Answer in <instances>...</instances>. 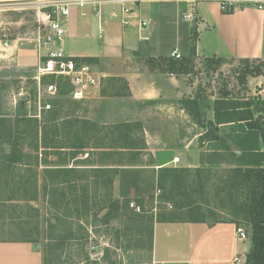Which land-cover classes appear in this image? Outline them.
<instances>
[{"label":"rangeland","instance_id":"rangeland-1","mask_svg":"<svg viewBox=\"0 0 264 264\" xmlns=\"http://www.w3.org/2000/svg\"><path fill=\"white\" fill-rule=\"evenodd\" d=\"M37 30V8L31 0L0 1L2 41L24 42L35 37ZM254 62L227 59L217 65L205 57L195 58L191 65L193 72L188 76L191 86L188 92L189 97H194L197 92L203 96L199 107L204 124H197L195 120L198 136L191 154L182 156L179 162L168 167L169 171L161 170L158 180L156 172L150 169L144 174L128 175L121 214L107 223L102 220L105 210L100 207L101 202L108 201L109 195L114 198L113 187L109 190L104 179L97 184V172L79 168L78 173H65L66 180L56 185L57 180L44 178L40 169L56 164L102 166L117 160L136 166L142 164L148 158L140 155L144 153L140 150L126 151L120 158L122 154L107 157V150L101 149L124 142L133 148L143 147L141 128L129 126L111 133L110 129H95L84 123L87 120L80 117L85 115L86 102L70 97L66 86L59 88L65 95L43 100L52 103L56 109V112L47 113L39 108L35 79L12 77L10 64L4 60L0 76V157H5L14 142L18 149L33 150L36 133L40 142L38 124L27 121L29 113L35 114L39 110L46 121L42 125L43 141L40 144H50L53 148L47 152L53 156L48 160L39 155L36 162L32 157L27 161L30 166L13 165L7 172L0 200V240L31 236L43 253L44 264H154L152 231L155 221L190 220L193 216L209 223L229 220L249 231L250 239L251 224L242 207L249 191L235 186L232 171L253 160L243 148L246 128L234 122L218 124L214 106L217 99H225L228 105L244 110L240 106H244L248 98L257 95L264 98L263 76L261 84H256L251 76L246 79L247 83L242 81L246 67ZM113 83V91L123 90L119 81L106 79L103 85L112 91ZM21 87L30 98V106L22 100L24 98L15 96ZM209 120L214 124H208ZM125 130L131 131L132 141L122 139ZM85 143L101 148L84 150L79 147ZM59 146L65 148L60 150ZM89 151L92 154L88 157L86 152ZM74 156H78V160L74 161ZM139 179L141 185L133 189ZM82 192L89 196L90 211L87 214L78 211V207H82L78 204ZM32 198L36 201L28 203L27 200ZM12 199L26 200L28 204L9 201ZM133 201L142 207L141 213L131 208Z\"/></svg>","mask_w":264,"mask_h":264},{"label":"crops","instance_id":"crops-1","mask_svg":"<svg viewBox=\"0 0 264 264\" xmlns=\"http://www.w3.org/2000/svg\"><path fill=\"white\" fill-rule=\"evenodd\" d=\"M191 9V4L184 0L143 2L136 9L132 24L128 26L112 19L109 6L104 7L101 17L90 9L86 10V15L79 8L72 10L62 47L68 55L91 63L104 74L99 89L85 99L77 100L86 102L85 115L80 118L87 120L90 125L104 127L102 130L124 124L140 127L144 139L143 147L138 149L125 142L103 148L85 143L82 149L96 150L98 147L107 150V157L122 154L120 158L124 157L126 151L140 150L144 152L140 155L148 159L146 163L137 166L125 164L123 160L102 166L56 164L45 165L42 169L36 164L42 170L44 178L54 177L57 180L54 183L61 185L66 180L62 171L64 168H74L77 173L79 168L115 169L117 173L112 183L113 194L122 204L124 189L128 188V175H137V172L144 174L150 169L156 172L158 180L161 170H170L168 167L175 164L174 157L180 154L182 159V156L191 154L198 134L195 133V119L185 107L188 98H194L189 97V75L168 73L157 58L170 57L175 48L182 55H189L192 31L196 27L199 34L196 45L198 57L264 60V9L248 6L224 12L218 2L201 1L195 5L193 17H186ZM138 15L148 21V26L143 30H139L135 18ZM100 24L104 27L101 34ZM4 43L0 39V76L5 60L10 64L8 67L12 77L34 78L38 67L36 49L25 42L12 41L8 42V46ZM148 59H152L151 65ZM106 79L121 82L123 90L120 88L113 91V83L112 91H109L103 85ZM251 79L256 84L263 82L261 76ZM48 111L56 112V109L52 105V109L46 112L49 113ZM28 118L38 120L42 143V125L46 121L42 117ZM130 134L131 131L125 130L122 139L132 141ZM50 148L53 147L44 143L39 148L22 151L34 157L36 162L39 155L51 160L53 155L47 152ZM63 148L65 147L59 146L58 149ZM86 154L89 157L92 153L89 151ZM73 159L78 160V156ZM9 169L7 168L2 178L0 159V200L2 184ZM141 183L139 179L132 188L136 189ZM15 200L9 201L26 203V200ZM34 201L36 200L33 198L27 200L30 204ZM237 227L234 221L229 220L214 223L205 220L155 221L152 231L154 264H244L252 241L251 238L238 239ZM0 264H44V256L35 241L23 238L0 240Z\"/></svg>","mask_w":264,"mask_h":264},{"label":"trees","instance_id":"trees-1","mask_svg":"<svg viewBox=\"0 0 264 264\" xmlns=\"http://www.w3.org/2000/svg\"><path fill=\"white\" fill-rule=\"evenodd\" d=\"M199 34L197 28L194 27L191 36V47L189 55L184 56L181 59H175L172 56L170 57H158L157 60H160L164 66L165 70L173 75H190L193 72L191 65H193L195 58L197 57L196 45ZM209 62L215 63L219 65L223 61L227 60L223 57H205ZM246 63L254 62L253 65L246 67L243 72V83H247L246 79L251 77H264V60L262 59H241ZM150 65L152 59L147 60ZM46 81L48 79H45ZM62 85L59 83V88ZM59 96L65 95L60 89L58 92ZM189 100V99H188ZM186 101L185 107L188 109L189 113L194 117L197 124L203 125V114L199 107V101L203 100V96H201L198 92L189 101ZM244 108V110L237 109L238 107L230 106L226 103L225 99H217L215 101L214 112L217 118L218 124L222 123H239L245 126V143L243 144V148L248 152V156L253 158V160L248 161L245 167H237L233 168L232 171L235 174V178L233 183L237 187H243L249 191V195L245 202L242 204L243 211L246 213V219L251 224V241L252 245L249 251L246 254V260L244 264H264V98L261 95H257L251 98H248L244 103V106H240ZM253 108V109H252ZM255 112V113H254ZM27 116V114H25ZM27 121H33L38 124V120L35 118H28ZM88 124L89 122L83 121ZM208 124L213 125V121L209 120ZM95 129H103L104 127L100 125H92ZM130 126L129 124L124 125H115L113 127H107V129L111 130V133H115L120 129H124L125 127ZM39 127V124L36 125V128ZM37 132V131H36ZM124 134V133H122ZM35 138L37 142L32 147L39 148L40 142L38 141V133L35 134ZM41 141H43L41 139ZM250 142H253V145H249ZM80 148H84L83 144H80ZM32 158L31 155H27L23 153L22 149H18L16 143L14 142L11 145V151L5 155V157H0L1 159V175L2 178L7 171V168L15 166H28V159ZM62 171L68 175L75 173L74 168H64ZM97 175V184H99L100 180L105 181L108 184V188L112 187V183L114 181L117 170L98 167L94 169ZM169 171V170H168ZM83 191L85 186H83ZM82 192L80 196H78V204H82V207H78V211H82V213H89L90 205L88 201V195ZM102 205L100 210H105L104 218L102 219L104 222L110 221L113 218H116L121 214L122 205L119 199L113 198V196L108 198V201L101 202ZM79 206V205H78ZM190 221H204L203 219L197 218L195 216L190 219ZM249 232V231H248ZM250 234V232H249ZM24 240L27 241H35L31 236L25 235L23 237Z\"/></svg>","mask_w":264,"mask_h":264},{"label":"built area","instance_id":"built-area-1","mask_svg":"<svg viewBox=\"0 0 264 264\" xmlns=\"http://www.w3.org/2000/svg\"><path fill=\"white\" fill-rule=\"evenodd\" d=\"M162 0H31L37 8L38 30L35 37L24 42L31 44L38 53L37 74L34 77L37 84V99L39 108L42 110L52 109V104L43 102L45 98L58 95L59 83L69 86V95L74 100H83L99 89L104 74L96 69L91 63L68 55L62 47L70 20L72 10L79 8L82 14L90 9L95 15L102 16L104 7H111V17L118 20L123 26L131 25L136 14V9L143 2H155ZM191 4V13L186 17H193L194 7L201 1L218 2L224 12H232L244 7L252 6L264 9V0H184ZM139 30L148 26V21L137 17ZM100 34L104 32L102 24L99 25ZM147 38V37H144ZM22 42V43H24ZM24 43V44H25ZM8 46V42L4 43ZM171 56L181 59L182 53L175 48ZM45 79H48L47 81ZM25 100L30 106L31 101L24 87H21L15 95ZM29 116L41 119V111ZM180 161V157L173 158V162ZM160 191V190H159ZM134 212L141 213L142 207L136 202H131ZM238 239L246 240L249 232L242 226L237 227Z\"/></svg>","mask_w":264,"mask_h":264}]
</instances>
